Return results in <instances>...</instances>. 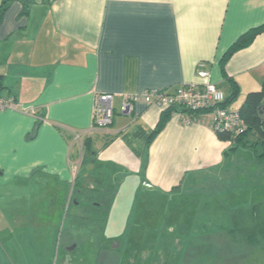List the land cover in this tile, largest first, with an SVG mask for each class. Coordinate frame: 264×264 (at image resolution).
Masks as SVG:
<instances>
[{"label": "crops", "instance_id": "obj_1", "mask_svg": "<svg viewBox=\"0 0 264 264\" xmlns=\"http://www.w3.org/2000/svg\"><path fill=\"white\" fill-rule=\"evenodd\" d=\"M7 5L0 24V97L13 106L0 112V213L16 212L28 192L30 200L36 192L37 198L50 194L53 208L38 214L50 231L41 239L67 253L58 261L59 250L42 251L46 264L53 257L57 264H83L71 258L70 246L92 240L87 232L65 235L64 227L78 212L75 184L102 183L94 176L99 168L110 171L103 184L113 197L111 208L123 206L117 202L133 190L144 206L178 198L203 208L218 184L240 183L235 172L247 162L257 164L250 148L227 153L230 141L205 124L185 125L178 114L152 138L164 110L139 101L131 114H123L121 105L123 95L200 84V68L228 97L231 82L221 60L244 33L264 25V0H8ZM226 73L239 89L227 108L239 111L247 95L262 88L264 32L230 57ZM104 94L113 95L114 118L101 130L94 127V104ZM30 108L36 116L25 113ZM76 133L85 134L81 142ZM65 205L70 212L53 233L61 217L56 209ZM172 214L167 212L164 223ZM10 233L0 229V251L17 264L18 247L7 252L5 245L13 240ZM33 235L37 239L36 231ZM100 246V262L120 263L115 253L120 244ZM33 247L34 262L45 264L34 242Z\"/></svg>", "mask_w": 264, "mask_h": 264}, {"label": "rangeland", "instance_id": "obj_2", "mask_svg": "<svg viewBox=\"0 0 264 264\" xmlns=\"http://www.w3.org/2000/svg\"><path fill=\"white\" fill-rule=\"evenodd\" d=\"M261 146L258 147L257 154L261 153ZM241 149L243 151L244 148H239L240 151ZM251 151L256 154L255 147L251 148ZM257 159L256 165H249L247 162L244 168L239 169L240 173L235 172L242 176H237L240 183L234 179L232 184H218L217 191L209 193L207 205L203 208L194 206L197 203L194 204L193 201L184 205L179 203L178 198L168 203L163 198H157V204L148 203V206H144L145 204L139 201V191L134 194L133 190L127 194L124 201L117 202V205L123 206L109 207L110 222L107 233L101 234L103 237L100 241L91 239L92 241L84 244H73L68 253L73 260L82 259L83 264H114L108 260V263L105 260L100 262L98 256L100 243H111L121 246L120 249H115V253L120 257L119 264H264V248L249 250L243 242L242 234L232 236L226 229L220 230L218 224L221 219L217 220V215H221V218L228 216L236 207L242 206L247 210L254 204L264 202V163ZM205 193L208 195V191ZM67 194L70 195L71 191ZM24 195L26 201L22 199L18 203V210L11 212L19 215V218H12L5 210L2 216L0 213V229L9 230L13 239L5 244L7 252H12L14 247H18L19 255H14L17 264H20L19 260L24 264H36L34 242L40 250L37 259H43L46 264L49 261L42 251L56 253L59 250L56 253L59 261L67 251L62 248L55 250L50 240L41 239V234L50 231L43 228L46 226L45 221L40 219L38 214H45L53 208L54 202L48 196L50 194L45 192L37 198L39 194L36 192L33 194V200H30L31 192ZM65 206L56 209L61 217L59 226L52 230L53 233L62 227L66 213L70 212L67 205ZM167 212L173 213L171 216L174 218L164 223L168 220L167 217L164 218ZM35 214L36 219L32 218ZM74 215L76 213L71 216ZM34 231L37 239H34ZM48 236L50 237V233ZM0 258L4 262L7 260L8 264H13L10 257L1 251ZM55 261L53 257L50 264H57Z\"/></svg>", "mask_w": 264, "mask_h": 264}, {"label": "trees", "instance_id": "obj_3", "mask_svg": "<svg viewBox=\"0 0 264 264\" xmlns=\"http://www.w3.org/2000/svg\"><path fill=\"white\" fill-rule=\"evenodd\" d=\"M7 1L8 0H4L0 7V24L6 10L8 9ZM262 32H264V25L258 28H253L244 33L221 60L222 72L231 82V93L222 104L224 108H227V106L237 98L239 93L237 83L231 81V78L228 77L226 73V64L235 52L250 46L255 37ZM2 88V76L0 75V91ZM176 112L195 115L190 112L188 113L186 110L174 107L164 110L161 114L159 123L153 132L152 138L156 137L165 128L169 119ZM239 112L246 123V130L244 133L238 136H233L227 132L217 133V135L220 140L230 141L232 143L227 153L235 152L241 147L248 149L255 147L257 154L258 147L262 145L261 153L257 154V158L264 163V80L261 90L251 92L247 95ZM43 121L39 120L38 123L40 124ZM92 151L93 150L89 149V154H91ZM94 176L102 181V183H98L97 186L93 188L90 185L89 188H87V182L85 181L82 182L81 185H78V183L75 184L74 196L78 212L74 215L73 220L66 223V226L64 227L65 235H70L72 237V235L78 236L81 232H87L88 238L93 240L92 235L93 237L99 236L101 239V237H103L101 234L104 235L107 233V218L109 217V207H111L112 196L109 188L103 184V182L107 183L110 177V171L106 168H99L95 171ZM109 198L110 200H108ZM69 211L70 208L68 212ZM217 216H219L217 217V220L221 219V222L218 224L219 229H226L232 236L242 234L244 237L243 242L246 243L249 250L254 248H264V202L254 204L247 210L242 208V206L236 207L228 216L225 215L223 217L225 218L223 221V218L220 217L221 215ZM226 217H230V219H226ZM79 240H83V238H76V240L74 239V242H78Z\"/></svg>", "mask_w": 264, "mask_h": 264}, {"label": "built area", "instance_id": "obj_4", "mask_svg": "<svg viewBox=\"0 0 264 264\" xmlns=\"http://www.w3.org/2000/svg\"><path fill=\"white\" fill-rule=\"evenodd\" d=\"M202 67V66H201ZM197 76L203 80L200 84H183L173 90H147L141 94L123 95L121 111L131 114L135 104L143 101L148 106H158L162 110L178 108L187 113L176 112L185 125L205 124L215 133L227 132L238 136L246 130V123L239 111L224 108L225 93L210 79V73L200 68ZM13 101L0 98V112L11 109ZM26 114L36 116L34 109H27ZM113 95H98L94 104V127L104 130L113 123ZM85 134L76 133L75 141L81 142Z\"/></svg>", "mask_w": 264, "mask_h": 264}, {"label": "flooded vegetation", "instance_id": "obj_5", "mask_svg": "<svg viewBox=\"0 0 264 264\" xmlns=\"http://www.w3.org/2000/svg\"><path fill=\"white\" fill-rule=\"evenodd\" d=\"M0 264H6V262L2 261L0 258Z\"/></svg>", "mask_w": 264, "mask_h": 264}]
</instances>
